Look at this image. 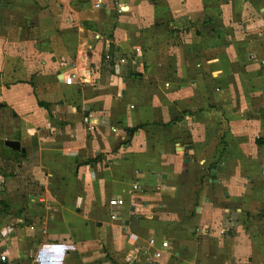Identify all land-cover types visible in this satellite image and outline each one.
<instances>
[{
  "label": "crops",
  "instance_id": "0c3cea01",
  "mask_svg": "<svg viewBox=\"0 0 264 264\" xmlns=\"http://www.w3.org/2000/svg\"><path fill=\"white\" fill-rule=\"evenodd\" d=\"M0 145V264L241 263L197 190L264 177V0H0Z\"/></svg>",
  "mask_w": 264,
  "mask_h": 264
},
{
  "label": "rangeland",
  "instance_id": "374dc122",
  "mask_svg": "<svg viewBox=\"0 0 264 264\" xmlns=\"http://www.w3.org/2000/svg\"><path fill=\"white\" fill-rule=\"evenodd\" d=\"M0 148L2 149V145H0ZM1 149L0 167L8 170L10 166H8L7 164L11 165V163H8L9 160H11L10 158L12 157V160H15L13 159V157L16 156H14L12 152L9 153V151L3 153L1 152ZM263 155L264 154H262V157L260 156L259 163L263 164L264 166ZM7 158L9 160H7ZM255 161L257 163V160H253L254 164H256ZM11 167L12 172L16 171L15 166ZM227 173L229 174L230 172ZM207 175H210L209 172H207L206 176ZM204 182L205 181H203V183ZM203 183L200 184V187L197 190L199 198H204V196H212L213 198H241L238 202L242 203H237V205H234L233 211L235 212V214H232V210L230 211L233 219H227V217L221 219L222 229L224 230L222 231V235L228 236L229 231L233 230L235 226V224H226L228 223V221L238 222L239 231L241 233L240 244L242 245H240V249H242L243 247L242 250H239L237 252L239 254L238 258H240L239 262H241L242 264H264V177H262L260 181L257 180L256 182H245L243 186H239L240 188L229 186L227 187V195L225 194V189L216 188L214 183H209L206 185H203ZM205 186H207V188H205ZM205 189L206 193L204 194L203 190ZM246 198H249L250 200H248L250 202L245 200ZM238 208H240V210H237ZM239 214L241 215V217H239ZM235 216L238 217L235 218ZM45 242H47V238L45 239ZM103 258H105L104 255ZM127 261L129 260L126 259L124 262Z\"/></svg>",
  "mask_w": 264,
  "mask_h": 264
},
{
  "label": "built area",
  "instance_id": "2783aa9c",
  "mask_svg": "<svg viewBox=\"0 0 264 264\" xmlns=\"http://www.w3.org/2000/svg\"><path fill=\"white\" fill-rule=\"evenodd\" d=\"M99 5H100L99 3L95 4V6H99ZM110 50H111V46L109 45V49H108V52L106 54V59L112 60L117 64H124L127 62V58L125 55L119 54L118 56H115L114 54H111ZM200 65L201 64H198V66H200ZM83 120L85 123H87L89 125L90 128H93V129L95 128L97 120L91 118L90 116H85ZM112 130H116V127L112 126ZM138 189H140V184L138 182H136L133 185V191L138 190ZM40 201L42 202L43 199H40ZM125 203H126L125 198H122L120 196H116L115 198H112L109 201V204L113 207L124 206ZM111 218L112 219H118L119 217H117V214L113 213V214H111ZM149 245H150V248H143V250L138 255L132 257V259L125 262L124 264H135V262L139 260L140 256L143 257L144 259H150L152 257L154 260H157L161 256L162 252L159 249L154 248L155 239L153 237H151L149 239ZM8 256L9 255L7 254L6 251L5 252L0 251V263L7 261Z\"/></svg>",
  "mask_w": 264,
  "mask_h": 264
},
{
  "label": "water",
  "instance_id": "95a60500",
  "mask_svg": "<svg viewBox=\"0 0 264 264\" xmlns=\"http://www.w3.org/2000/svg\"><path fill=\"white\" fill-rule=\"evenodd\" d=\"M6 144L14 149H20V142L17 140H7Z\"/></svg>",
  "mask_w": 264,
  "mask_h": 264
}]
</instances>
